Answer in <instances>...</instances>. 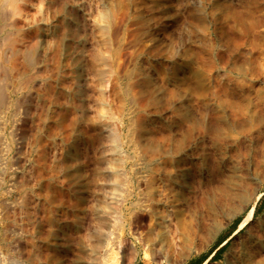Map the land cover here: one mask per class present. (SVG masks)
Segmentation results:
<instances>
[{
    "label": "rangeland",
    "instance_id": "rangeland-1",
    "mask_svg": "<svg viewBox=\"0 0 264 264\" xmlns=\"http://www.w3.org/2000/svg\"><path fill=\"white\" fill-rule=\"evenodd\" d=\"M0 167L5 264H264V0H0Z\"/></svg>",
    "mask_w": 264,
    "mask_h": 264
},
{
    "label": "bare ground",
    "instance_id": "bare-ground-1",
    "mask_svg": "<svg viewBox=\"0 0 264 264\" xmlns=\"http://www.w3.org/2000/svg\"><path fill=\"white\" fill-rule=\"evenodd\" d=\"M9 1V0H8ZM12 2V1H11ZM77 8H79V5L77 6ZM64 26L65 27H68V25H70V18H65L64 19ZM60 24V23H59ZM61 26V24H60ZM71 26V25H70ZM62 28V27H60ZM64 29V28H63ZM62 31V30H61ZM75 38V36H74ZM73 40V38H71V36L69 35H66L65 37V41H66V44L69 45L71 44V41ZM77 43L79 42L78 39L75 40ZM75 42V43H76ZM74 45V44H73ZM71 48V47H70ZM77 49V48H76ZM75 55L77 53V51H74L73 52ZM76 67L77 68H80V64L77 62L76 63ZM113 136V135H112ZM60 158V157H59ZM73 161H71V158H70V155H69V152L67 151L66 154L64 155L63 158H61V160L59 161L60 165L58 166V170L59 172L63 173V174H67L69 176L68 178V186H69V189L72 190V191H78L79 189V182L81 180V175L78 171V168L75 166V164L72 163ZM1 168V167H0ZM76 193V192H75ZM104 193V192H103ZM95 213H101L102 212V209L101 208H97L95 211ZM252 214V209H251V212H250V215L249 217L251 216ZM169 214H166L163 216V222H165L167 220V217L170 218L168 216ZM171 216V215H170ZM94 220H92L93 222ZM97 221V220H96ZM82 222V221H81ZM102 222V221H101ZM99 223V222H98ZM83 224V223H82ZM93 224V223H92ZM96 225V224H95ZM101 226V225H100ZM90 227V226H89ZM99 227V226H98ZM67 228V227H66ZM104 228V227H103ZM102 227L101 228H97L96 229V238L94 239V241L91 243L89 240H86V242H90L88 243L87 245V252L85 255H83V258L82 260H80L79 262L82 263V264H113L114 262L111 260L113 259H108V251H110V249H108V242H107V238H108V234L107 235V232L106 230H104ZM87 228L85 227V230ZM109 230V228H108ZM84 231V230H83ZM56 234L58 235H61L63 232H65V228H57L55 230ZM23 233V232H22ZM84 234V232H82ZM86 233V232H85ZM191 233V232H190ZM82 235V234H81ZM152 235V234H151ZM154 235V234H153ZM84 239V238H83ZM57 241V240H56ZM143 241V240H142ZM65 243V242H64ZM85 243V241H84ZM157 245V244H156ZM157 247V246H156ZM176 247H174L175 249ZM112 249V248H111ZM167 249V248H166ZM100 251L98 252L99 254H101V259L99 260L98 257L95 259L93 257V253H95L96 251ZM156 251V250H155ZM166 251V250H165ZM175 250H173L174 252ZM84 252V251H83ZM113 252V251H112ZM155 253V252H154ZM164 253V252H163ZM177 253V252H176ZM99 254H96L99 256ZM107 257H106V255ZM82 255V254H81ZM182 257V255H179ZM174 257V256H173ZM70 258V257H69ZM172 258V257H171ZM11 260V259H10ZM175 260V259H174ZM66 262V261H64ZM68 262V261H67ZM170 262V261H169ZM175 262V261H174ZM11 263V262H9ZM71 263V262H70ZM0 264H5L4 262L0 261Z\"/></svg>",
    "mask_w": 264,
    "mask_h": 264
}]
</instances>
